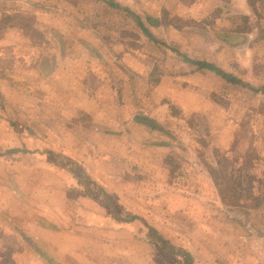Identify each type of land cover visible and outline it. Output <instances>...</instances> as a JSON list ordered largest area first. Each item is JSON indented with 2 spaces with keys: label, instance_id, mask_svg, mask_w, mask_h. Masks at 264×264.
Wrapping results in <instances>:
<instances>
[{
  "label": "rangeland",
  "instance_id": "374dc122",
  "mask_svg": "<svg viewBox=\"0 0 264 264\" xmlns=\"http://www.w3.org/2000/svg\"><path fill=\"white\" fill-rule=\"evenodd\" d=\"M65 1L46 0L41 4L37 0H0V108L3 110L0 111V143L4 140V147L14 150L20 145L22 147L17 142L20 136L33 135L30 126H38L41 131L47 132V135L40 136L38 143L42 155L34 158L24 156L22 160L13 154L11 159H4L5 162L0 159V187L14 176L23 180L25 174L35 176L30 185H40L42 189L52 187L55 175L63 181L62 177L66 175L56 174L54 167L57 165L67 169L65 160L74 161L68 159L65 146H56L54 136L71 142L74 133L87 140L84 148L81 144L74 148L77 155L88 149L95 155H107V160L103 159L100 165L104 172L101 171L99 176L95 174L96 180L92 178V190L105 191L99 185L103 184L109 190L106 193L117 211L132 210L151 223L148 227L141 223L119 227L111 220L107 221L99 229H102L101 233L105 230L106 236H122L117 238L119 242L106 238L119 250H116L119 256L111 251V247L94 241L90 245L75 244L81 248L71 254L56 255L58 264H131L130 257L123 256L122 250L130 247L129 243L139 241V247L134 246V251L140 252L148 236V262L152 264H184L182 255L167 252L158 239L165 240L177 252L188 253L192 264H264V81L236 80L234 84L223 80L216 84V80L204 79L201 83L204 94L210 97L211 90L220 88L219 105H231L230 115L237 122L236 140L233 143L212 145L210 123L205 116L202 121L195 114L186 117V120L179 115L173 117L171 108H178L152 95L154 86L163 79L155 88L159 87L162 92L171 90L170 96L178 105L180 96L175 89L180 82L174 78L183 74L184 67L187 73L196 70V66L190 64L195 61L192 52L185 53L167 46L162 34H159L157 43H151L138 25L140 23L144 27L148 24L147 17L141 15L139 10H135L140 14L136 15L131 8L123 7L115 0H92L91 3L88 0H68V4ZM108 2L119 8H111ZM40 9L46 10L41 13ZM87 14L90 17H86ZM41 27L46 28L43 33L37 31L42 30ZM83 27H90L91 31L87 32ZM187 33L186 36L190 38L193 31L188 30ZM224 36L219 39L225 41ZM212 40L211 34H203V43ZM208 46L210 48L212 44ZM22 55L30 58L25 61ZM183 62L185 66L180 65ZM254 69L258 73L264 70L261 65ZM194 87L198 88L192 83L190 88ZM130 92L134 97H130ZM195 94L192 91L189 94L191 97L179 102L186 103L188 110H194L199 98ZM85 101L89 115L82 116L83 113H80L78 119L70 120V115H74L69 110ZM128 104L135 108V115L146 113L165 123L172 134L174 132L180 137L184 145L172 142L175 150L165 157L170 164L169 167L165 165L166 170L175 168L174 174H170L169 169L168 175L153 171L152 166L164 160L163 154L154 153L157 150L146 157L133 150L131 157L140 159L133 161V164L132 161L118 158L119 161L115 162L113 159V149L120 145V141L110 143L113 153H103L101 143L104 141L100 142L92 134L94 120L113 129L112 124L121 114L131 115L124 106ZM162 108L165 109L162 111ZM258 108L260 110L256 112ZM158 109L161 111L157 112ZM224 117L221 113L217 120L222 121ZM196 120L201 124H196ZM75 122L79 128H74ZM87 127L90 128V135ZM227 136L228 131L222 130L218 134L219 140ZM95 142L100 146L95 148ZM3 151L7 149H0V152ZM52 154L62 157L54 158ZM155 155L159 156V160ZM6 163L10 164V173L7 172ZM81 164L85 165L88 176L90 169L84 162ZM129 169L131 174L127 175L124 171ZM45 173L51 174L52 178L43 177ZM66 184L67 189H72L69 182ZM120 190L123 193H119ZM67 191L72 195L73 191ZM8 194L0 190L1 199L12 202V212L21 215L19 223L24 225L25 218H32L31 210L28 215L22 216L21 206L27 203V197L15 196V199L9 200ZM36 194L40 199H33V202L48 200L47 192ZM129 195L139 198L140 208L129 203ZM69 198L73 201L72 205L78 202L71 196ZM95 200L108 210L106 199L100 191ZM66 206L61 209L62 205H57L52 209V217L61 220L62 224L67 222L66 231L72 232L60 236H104L99 235L98 231H87L92 229V225L79 224L82 220L92 223L93 219H89L87 213L77 208L71 209L69 203ZM38 207L41 212L43 208ZM109 216L112 217V214L108 210ZM162 216L166 217V221ZM21 217H9V221L18 223L17 219ZM206 218L208 222L205 228L211 227L218 234L212 240H208V236H201L200 222L197 224L198 220ZM59 243L63 241L59 240ZM213 249L218 256L211 255L209 250ZM201 251L204 254L203 262L196 263L195 254ZM145 262L147 260H142L141 264ZM0 264H43L1 220Z\"/></svg>",
  "mask_w": 264,
  "mask_h": 264
},
{
  "label": "crops",
  "instance_id": "0c3cea01",
  "mask_svg": "<svg viewBox=\"0 0 264 264\" xmlns=\"http://www.w3.org/2000/svg\"><path fill=\"white\" fill-rule=\"evenodd\" d=\"M38 3H43V1L46 0H37ZM90 3L92 0H88ZM68 4V0L65 1ZM93 2V1H92ZM115 2L123 7L131 8L136 15L138 14L135 10H139L141 12V15H144L148 19V24H145L144 28L151 34V36L156 41L158 38H160L159 34H162V38L165 39V44L167 46H172L175 49H178L180 51H183L185 53L192 52L194 54L195 61L193 63H190L192 65H195V69L193 72L186 71V69H182L183 74H180L179 77L174 78L176 81H179V84H176L175 91L178 92V95L180 96L179 101L185 100L187 97H191V92L194 91L198 95V103L196 102V106L194 110H188L189 106L180 103L178 101V105L175 104L174 98L170 96L171 90L168 92H163L159 90V87L155 88L157 85H160L163 82L160 80L156 86H154V92H152V95L157 97L159 100L165 99L168 103L171 105H174L176 108H178L179 117L181 119L186 120V117H190V115L195 114L194 116H199L201 121L203 120L204 116L210 123V135L211 143L212 145L215 144H230L233 143L234 140H236V126L237 122L234 120L233 116L230 115L232 106L226 105L222 106L219 105L220 102V93L219 89L211 90V94L209 97V94H204L201 83L203 84L204 79H211L216 80V84H219V82H223V80L226 81L222 77V75L216 74L212 71H208L202 67H199L198 65L202 63L212 64L216 68H218L223 74L231 76L232 79L235 80H245V81H264V70L261 73H258L256 69H254L257 66H263L264 68V0H115ZM94 4L96 2L94 1ZM138 7V9L136 8ZM46 9H40L39 12L43 13ZM45 14V13H44ZM86 17H90L89 14H87ZM164 18L165 21H164ZM151 23V24H150ZM157 23V25H156ZM84 30H87V32L91 31L90 27H83ZM42 30H38L39 32L43 33L46 28L41 27ZM192 30L193 33L190 34V38L186 35L188 34L187 31ZM199 32V33H198ZM137 33V32H136ZM203 34H211V39H213L210 43L212 46L208 48L209 44L208 42L203 43ZM216 35V37L214 36ZM225 34V36H224ZM184 35L186 36V39L184 38ZM225 38V41L222 39H219L221 37ZM140 39H142L139 36ZM218 38V39H217ZM206 39V37H205ZM151 43H153L151 41ZM155 44V43H153ZM208 44V45H205ZM225 49V51L223 50ZM230 51V52H229ZM25 61H27L30 56L26 57L22 55ZM187 59H184L186 61ZM29 63V62H28ZM31 63V62H30ZM36 62H33L34 65H36ZM186 64H189L186 61ZM184 62L180 63V65L185 66ZM198 86L197 89H191L190 86L192 85ZM185 84V85H181ZM151 87V86H150ZM190 88V89H189ZM152 89V87L150 88ZM152 91V90H151ZM149 91V93L151 92ZM157 91V92H156ZM190 91V92H187ZM212 91L214 94H212ZM130 97H134L132 93L130 92ZM148 94V92H147ZM195 94V95H196ZM263 94V93H261ZM196 97V96H195ZM227 100V99H226ZM124 102V100H122ZM231 101H228V103H231ZM127 104V102H126ZM167 106V104H165ZM126 106V109L130 112L132 115L124 116L121 114L119 116V119L115 121L112 125H114L113 129H110L107 126H104V124L98 122V120H94V127L92 129V134L94 137H97L98 140L104 141L102 142V147H104L103 153H113V156L115 162L123 160L127 161H137L140 160L139 158L133 159L130 155V153L133 150H136V153H140L142 156L146 157V155L151 156L152 152L154 150H157L154 152L155 154H163V158L165 160V157L170 155L172 151V145L171 147L168 145L166 146L164 143H160L159 135L157 132L152 131L151 129L145 127L144 125H140L139 123H136L134 121L135 115L133 112H135V108L128 105ZM75 109L69 110V113H72L74 116L70 115L73 119L77 118L78 114L83 113L82 116H85L88 112V105L85 103H79L77 104ZM114 107V106H113ZM132 107V108H131ZM169 108V107H168ZM165 109V108H164ZM162 108V111L164 110ZM116 110V108H115ZM260 108L256 110V112H259ZM120 113H122V106L119 108ZM127 111V110H126ZM127 111V112H128ZM161 111L160 109L157 110ZM117 112V110H116ZM136 113V112H135ZM224 114L225 117L222 121H218L219 115ZM146 114V113H144ZM89 115V114H87ZM177 115V116H178ZM150 116V115H149ZM151 117V116H150ZM175 117V116H173ZM155 119V118H153ZM68 120V121H70ZM74 120V121H75ZM157 122L161 123L157 119H155ZM73 121V122H74ZM183 122V120H182ZM78 123V122H77ZM200 123L196 120V124ZM201 124V123H200ZM118 126V128H117ZM163 127H166L167 130L170 131V128L163 123ZM74 128H79V125H76V122L74 124ZM85 128V127H84ZM88 130L87 133L90 135V128L87 127ZM109 129L114 132H117L116 135H110L104 133L105 131H102L101 129ZM201 128V125L199 126ZM30 131L33 135H25L20 136V140H18V144H22L18 146L19 149L27 150L32 152V154H23L21 151L17 153L15 156L19 159H25V157H36L42 155L41 147H39L38 143H40V136L47 135V132H43L40 130V127L38 126H30ZM228 131V136L225 137L222 140H219L218 134L220 131ZM138 131V133H136ZM200 131V130H199ZM141 133V135H137ZM5 134V133H4ZM74 138H72L71 142L67 139L65 142V139L62 140L61 138H57L54 136V139L57 143L56 146H65L64 148L65 152L68 155V159H71L75 163L77 162L79 165L83 166L85 171V165L81 163H85L90 170H88V173H90L87 177L89 180L94 181L92 178L96 180L97 177H95V174L99 176L104 172L103 167L100 166L101 162L104 160H107V155H95L94 153L90 152L91 150L88 149L87 152H82L80 155L76 154V151H74V148L81 146L84 148L85 144L87 143L85 139L81 138L78 135H75L72 133ZM88 134L86 137H88ZM144 134V135H143ZM8 136V134H6ZM70 135V134H67ZM84 135V134H83ZM175 135L178 139L180 138L176 133ZM72 137V135H70ZM76 142H75V140ZM163 140V139H162ZM64 141V142H62ZM120 141V145L118 147H115L112 152V148H110V143ZM63 143V144H62ZM95 148L100 146L98 142H95ZM4 140L0 143V149H7L9 147H4ZM62 146V147H63ZM94 148V147H93ZM94 148V149H95ZM62 149V148H61ZM110 149V150H109ZM173 149L174 146H173ZM111 151V152H109ZM5 152V151H3ZM79 153V152H78ZM16 154V153H15ZM54 158H56V154H52ZM138 155V154H136ZM13 156V154H12ZM25 156V157H24ZM62 157V156H59ZM58 157V158H59ZM109 157V156H108ZM135 157V156H133ZM156 159L159 160V156L155 155ZM11 155H6L3 157H0V159L4 161V159H11ZM119 158V159H118ZM111 159V158H109ZM21 160V161H22ZM36 160V159H34ZM162 160V159H160ZM164 160H162L159 163H157V166H152L154 168L153 171H160L164 174L168 175L165 167ZM21 163V162H19ZM7 172L10 173V164L6 163ZM122 165V164H121ZM118 166V165H117ZM25 167V166H24ZM158 167L160 169H158ZM54 172L56 171V174L63 173L66 175V177H62L64 180L60 181L59 178L54 176V180L52 178L51 174L45 173L42 176L43 177H50L52 178V187H46L42 189L40 185H30V182L32 179L35 178L33 175L25 174L26 177H23L22 179L17 178L14 176L11 181L4 182V185H1L0 190L7 191L9 200L15 199V196L18 198L19 196L27 197L28 200L27 203L26 200L23 202L25 204H22L21 208L23 209L22 216L24 214H29V211H32V218H25L23 223H19L22 219L21 215H16L15 212H12L11 208V201L2 200L0 197V220L4 225L7 226L10 231H12L16 238H18L22 244H24L26 247L29 248L33 256L38 260L41 261L43 264H46L44 260L35 252L32 251V249L24 242L23 237L21 234L25 235L27 238L31 239L37 246H40L47 254L52 257L54 260H57L60 254H71L75 249H80V247H76L75 244L78 245H90V242H98L99 244L107 245L109 248L111 247V251L115 252L116 256H119L116 253V250L119 251L116 247H113V244L111 241H116L117 238H122L119 236H106L105 230L102 231V229H99L103 224H106L107 221H112V223L117 224L119 227L123 226H135L138 225V223H141L143 226L148 227L151 223L150 220H146L144 217L139 216V214L134 213L132 210L131 212H122L117 211L116 212L120 215L123 213H130L133 216H136L138 219L134 220L132 222H121L113 217H108V210L106 207L101 204H97L95 199H92L88 197L84 193V189L77 183V181L72 177V174L70 172L69 167L67 169H62L58 167L57 165L54 167ZM94 168V169H93ZM26 169V168H25ZM53 169V168H52ZM64 171V172H62ZM90 171V172H89ZM124 171V170H123ZM127 175L131 174V169L124 171ZM94 175V176H93ZM58 176V175H57ZM38 179V178H37ZM68 180V181H67ZM37 180H35L36 182ZM68 183L72 186V189H67ZM98 182V180H97ZM59 183V185H58ZM68 184V185H69ZM105 191L103 192H109V190L103 186V184H99ZM36 186V187H35ZM67 190L73 191L72 195L68 194ZM45 191L48 193V200H44L43 202L41 200L34 201L33 199L37 200L40 199V196H36V192H42ZM101 192V191H100ZM115 192V190H114ZM23 193V194H22ZM106 193V194H107ZM119 193H123L121 190ZM5 194V192H4ZM101 194V193H100ZM108 195V194H107ZM73 197L75 200H78L75 205H72V200L69 197ZM109 196V195H108ZM68 197V198H67ZM98 197V195H97ZM110 197V196H109ZM129 203L131 205L140 208L138 204L139 198L133 197L131 195L128 196ZM16 201V200H15ZM32 201V202H31ZM63 201H65L63 206ZM107 202V201H106ZM70 204L71 209H79L82 210L84 213H87L90 217L89 219L91 222L85 223L83 220L82 222H79L81 225H88L93 226L92 229H88L87 231H98L99 235L104 236H85L82 237L76 235V236H60L61 234H70L67 233V227L66 223L61 222V220L54 219L52 209H55L57 205H62L60 207L61 209L66 206V204ZM32 204V205H29ZM84 206V207H81ZM38 206H41L45 210V212L38 210ZM122 208L124 206L121 204ZM108 208V203H107ZM40 209V208H39ZM85 210H88L85 211ZM129 211V210H126ZM150 214H153L152 212L148 211ZM9 213V215H7ZM26 215V216H27ZM15 216L21 217L18 218V223L10 220L9 217H13L12 219H15ZM124 216V215H122ZM83 217V216H82ZM163 221H166V217L162 216ZM79 219V218H78ZM159 219V218H158ZM208 219L211 220V217H208ZM207 218L202 219L201 221L198 220L197 224L200 222V231L202 232L204 236H208V240H212L213 236H218L216 234V231L213 230V228H205L207 224ZM81 220V218H80ZM97 221V222H96ZM57 222L60 224H57ZM71 222V221H70ZM91 223V224H90ZM46 226V227H44ZM95 226V227H94ZM56 228V230H51L52 228ZM210 230L211 232H208ZM110 238L109 240H106V238ZM113 237V238H111ZM116 238V239H114ZM146 242L142 243L141 247L142 250L134 251V246L139 247L136 242L134 244L133 242L129 243L130 247L126 246L125 249L122 250L123 256L130 257V260L132 261L131 264H141L142 260H147L145 262L146 264H152V262H148V250H149V242L150 237H145ZM206 239V238H205ZM59 240H62L63 243H59ZM100 240V241H99ZM81 241V242H78ZM131 241V239H130ZM111 242V243H110ZM116 242H119L117 240ZM123 243V242H122ZM146 243V244H145ZM86 248V246H85ZM214 250V251H213ZM209 250L211 255H217V251L215 249ZM57 255V256H56ZM197 260L195 259V262L198 263V261L203 262L202 256L204 254L197 252L196 254ZM141 259V261H140ZM129 260V259H128Z\"/></svg>",
  "mask_w": 264,
  "mask_h": 264
},
{
  "label": "trees",
  "instance_id": "16d2710c",
  "mask_svg": "<svg viewBox=\"0 0 264 264\" xmlns=\"http://www.w3.org/2000/svg\"><path fill=\"white\" fill-rule=\"evenodd\" d=\"M109 6L111 8H119V6H117L116 4L112 3V2H108ZM139 26H141V29L144 33V35L153 43H157L154 38L151 36V34L144 28L142 27V24L138 23ZM199 67H202L208 71H212L216 74L222 75V77L224 79H226V81H230L232 83H236L237 81L235 79H232L231 76L225 75L223 74L218 68H216L214 65L212 64H207V63H202L200 65H198ZM173 115L177 116L179 114V110L175 109V108H171ZM0 111H3L0 108ZM134 121L136 123H139L140 125H144L145 127L151 129L154 132H157L159 135V139H160V143H164L166 146H170L172 145V142L175 143V145H179L182 146L184 145L183 143L180 142V139H178L175 135H173L169 130H167L166 127H163L161 123L157 122L155 119H153L152 117L148 116L147 114H137L134 116ZM101 129V128H100ZM102 131H105L104 133L106 134H110V135H116L117 132H114L112 130L109 129H101ZM199 130L201 131V128H199ZM163 139V140H162ZM172 151L173 152L175 149H173V145H172ZM22 152L23 154H32V152L27 151V150H22L19 148H16L14 150H7L5 152H0V157L6 156V155H12V154H17L19 152ZM56 158L58 157V155L55 156ZM65 160V159H62ZM167 160V158H166ZM67 162V163H66ZM164 163L166 166H170V164L168 162H166L164 160ZM65 164L66 166L69 167L70 172L72 174V177L77 181V183L84 189V193L92 198V199H96L97 195L99 194V191H101L100 193L104 196V198L106 199L107 203H108V210L110 211V213L112 214V217L118 221L121 222H132L134 220H137L138 218L136 216L131 215L130 213H123L122 215L118 214L116 212L115 207L113 206V203L111 201V199L109 198V196L103 192L102 190L98 189L95 192L92 190L91 186L94 185V183L88 179L87 175H86V171L84 169L83 166L79 165L78 163L75 162H69L65 160ZM172 168V167H171ZM169 169V168H168ZM173 170L169 169L170 174H174L175 172V168H172ZM46 227V226H44ZM51 230H56V228H52ZM21 236L24 239V242L32 249L33 252L37 253L42 260H44V262L46 264H58V262L56 260H54L52 257H50L47 252H45V250H43L40 246H37L31 239L27 238L24 234ZM160 246L166 250L167 252L171 253V254H175V255H182L183 259H184V264H192V258L191 256L186 253V252H177L176 250H174L171 246L168 245V243L165 240L162 239H158Z\"/></svg>",
  "mask_w": 264,
  "mask_h": 264
}]
</instances>
